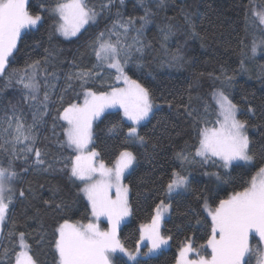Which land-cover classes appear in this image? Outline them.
I'll return each instance as SVG.
<instances>
[{"label": "trees", "instance_id": "trees-1", "mask_svg": "<svg viewBox=\"0 0 264 264\" xmlns=\"http://www.w3.org/2000/svg\"><path fill=\"white\" fill-rule=\"evenodd\" d=\"M101 2L91 0L98 10ZM56 3L57 0H30V10L38 12L44 19L37 29L26 30L22 34L21 51L16 54L12 65L23 68L26 62L41 60L42 67L47 69L46 73H40V82L41 96L44 90L50 94L49 115L37 126L39 138L36 147L46 153L45 159L49 162L72 154L69 149L61 147L66 124L61 120H53L57 109L79 103L83 97L81 82L75 79L69 81L67 75L79 70H93L99 75L94 76L86 87L98 93L110 90L109 86L117 83L114 79L115 70H109L106 66L93 68L97 61L90 47L91 41L100 32H105L107 36L113 21L118 18L117 12L125 19L144 15V8L138 0H124L123 5L117 0L116 5L110 11H104L95 24L86 25V30L82 29L77 37L66 39L58 33L52 34L55 18L50 9ZM259 3L260 0L254 4H250L249 0H166L164 7L158 8L155 0H146L154 15L152 22L145 28L143 39L151 44V48H146L142 57L134 52L124 70L131 79L149 87L160 104L159 108L153 110L154 114L138 127V132L146 137L147 143L141 145L138 141L126 139L128 128L132 125L119 110H108L93 123V146L100 153L98 160L111 166L121 151L128 150L136 156V161L123 180L130 189L132 215L119 230V238L129 251L135 252L140 241V225L151 222L155 206L160 200L171 204L161 228L163 235L171 236L168 245L149 256L143 255L148 252V246L141 247V255L137 257L140 264H175L181 246L188 240H192L196 246L206 243L211 221L204 211V200L207 199L214 207L220 199H226L234 191L247 186L259 167L264 165V159L258 154L253 164L235 163L226 175L224 169L214 166L211 161L207 164L183 163L182 166V161L176 157V153L182 149L194 153L198 146L197 129L204 126L187 116L183 105L189 103L191 96V107L202 114L205 105H208L210 115L207 119L214 121L216 105L212 94L221 88L229 94L230 99L240 103L238 117L257 125L248 129L253 151L259 153L260 148L264 147V126H260L264 125V121H261L259 112L256 116L247 113L246 104L242 102L245 95L256 106L264 100V58L258 55L254 60H245L247 70H240L241 49L250 55L252 41L264 36L251 22V9ZM246 12L248 20L245 19ZM169 24L174 26L175 35L164 42L160 29ZM193 31L198 35H192ZM112 39L115 40V36ZM164 49H167L168 54L179 51L184 57L181 68L159 67L160 61L167 58ZM45 58L47 63H44ZM222 66L228 75L234 76L231 88L225 87L222 80H213L208 75L213 73L219 76ZM45 78L47 89L43 88ZM161 95L172 101V107L160 99ZM10 104L15 105L18 111L23 110L26 123H32L34 111L24 102L16 87L0 93V163L5 167L12 148L10 143L5 142L10 141L11 137L3 133L5 120L12 116ZM113 124H117V128L109 131ZM208 126L213 125L210 123ZM21 146L16 145L17 150ZM5 148L9 151L5 152ZM32 159L34 156L28 164L22 160L15 163V170L20 174L13 182L17 199L10 206L8 219L0 233V258H3L5 248L9 250V257L4 264H14V253L20 251L19 232L26 233L30 255L37 264H56L58 257L53 241L58 223L65 218L85 223L91 219L90 206L79 191L82 187L80 183L72 182L67 170L33 171ZM24 167H29L27 173L22 171ZM54 167L61 168L63 164L57 163ZM174 170L188 175L190 190L180 195L173 194L169 199L163 189ZM216 172L220 173L221 180L214 175H205ZM21 189L27 199L19 198ZM45 200L51 202V207L44 204ZM57 203L66 205L63 211L55 210ZM10 232L17 235L10 236ZM113 264L133 262L116 255Z\"/></svg>", "mask_w": 264, "mask_h": 264}, {"label": "snow or ice", "instance_id": "snow-or-ice-1", "mask_svg": "<svg viewBox=\"0 0 264 264\" xmlns=\"http://www.w3.org/2000/svg\"><path fill=\"white\" fill-rule=\"evenodd\" d=\"M116 2L117 0H102L98 10L97 5L91 3V0H57L55 6L50 9L55 18L52 34L58 33L66 39L77 37L82 29L86 30V25L95 24L102 13L110 11ZM255 2L256 0H249L250 4ZM123 3L124 0H119L120 5ZM138 3L144 8V15L129 16L125 19L117 12L118 18L113 21L107 36L105 32H100L90 44L97 61L93 68L106 66L109 70L114 69V79L117 83L110 85L109 91L98 93L86 87L94 76L99 75L98 72L79 70L67 75L69 81L75 79L81 82L83 102L71 103L67 107L57 109V115L53 120H61L66 124V127H63L64 140L61 147L69 149L72 154L49 162L45 159L46 153L36 147L39 138L37 126L49 115L50 94L44 90L41 96L40 82V73H46L47 69L42 67L41 60L26 62L23 68L12 67L16 54L21 51L22 34L26 30L37 29L44 18L38 12L30 10V0H0V93L16 87L21 92L24 102L34 110L32 123H26L23 110L18 111L15 105L10 104L12 116L4 122L6 127H3V133L11 137L10 141L5 142L10 143L12 148L7 166L0 163V233L8 219L10 206L17 199L13 182L20 174L15 170L16 161L22 160L28 164L34 156L31 164L33 171L67 170L69 179L72 182L79 181L82 185L79 191L83 193L90 206L91 219H87L85 223L82 220L71 221L65 218L58 223L54 229L53 241L58 257L56 264H113L112 257L116 252L127 255L133 264H140L137 259L141 255L139 242L135 252H131L119 238L122 221L132 215L130 189L123 183L124 174L132 167L136 156L131 151H121L114 164L109 167L103 160H98L100 153L93 146L94 121L108 109L117 107L132 125L128 128L126 139L138 141L141 145L146 144V137L140 135L138 127L154 114V109L160 107L154 92L137 80L131 79L124 70L134 52L142 57L145 49L151 48V44L145 42L143 37L146 26L152 22L154 12L147 6L146 0H138ZM165 3L166 0H155L158 8L164 7ZM251 13V22L264 33V0H260L257 7L251 9ZM245 19H249L247 12ZM188 23L191 25L190 20ZM160 34L162 41L167 42L175 35L174 26L166 25L160 29ZM191 34L198 35L194 31ZM113 36L115 40L112 39ZM164 51L167 58L160 61L159 67L176 69L182 67L184 57L179 51L171 54L167 53V49ZM249 51L250 55L241 49V71L247 70L245 60H254L258 55L264 58V36L258 40L254 39ZM44 63H47V58ZM220 73L219 76L213 73L208 75L213 80H222L225 87L231 88L234 76L228 75L223 66ZM121 83L123 86H119ZM43 88H48L46 78ZM212 95L216 105L214 121L207 119L210 115L208 105H205L202 114L191 107V96L189 103L183 105L187 116L204 126L197 129L198 146L194 153H187L184 149L176 153L177 159L182 161V166L183 163L207 164L211 161L214 166L224 169L227 175L228 170L238 161L251 165L258 154L264 159V147L260 148L259 153L253 151V141L248 135L249 127L257 125L248 119L238 118V113L241 112L240 103L230 99L223 88L215 90ZM60 99L63 100V97ZM160 99L172 107V101L163 95ZM242 102L246 104L247 113L256 116L259 112L261 121H264V100L256 106L245 95ZM210 123L213 126H208ZM116 128L117 124H113L109 131ZM18 144L22 145L19 150L16 148ZM4 151L9 150L5 148ZM189 155L192 157L191 160ZM57 163L63 164V167L55 168L54 164ZM22 171L27 173L29 167H24ZM205 175H214L218 180L222 179L219 172ZM189 190L188 175L174 170L163 193L171 199L173 194L180 195ZM18 196L27 199L22 189L19 190ZM44 204L51 207L48 200H45ZM65 207L63 203H57L55 210L63 211ZM203 207L211 221L206 243L196 246L192 240H188L181 246L176 264H251L253 257L258 261L264 260V166L259 167L242 190L234 191L226 199H220L214 207L205 199ZM170 208L171 204L161 199L155 206L151 222L140 225V241H147L149 245L148 252L143 253L144 256H149L168 245L171 236L162 234L161 224ZM101 217L106 218L107 228L100 227ZM197 223L200 221L197 220ZM9 235L17 234L10 232ZM18 236L20 251L14 253V264H37L30 255V245L25 240L26 233L19 232ZM256 237L257 243L251 245L250 239ZM8 257L9 250L5 248L0 264H4Z\"/></svg>", "mask_w": 264, "mask_h": 264}, {"label": "rangeland", "instance_id": "rangeland-1", "mask_svg": "<svg viewBox=\"0 0 264 264\" xmlns=\"http://www.w3.org/2000/svg\"><path fill=\"white\" fill-rule=\"evenodd\" d=\"M119 86H123V84L121 83ZM109 91V90H108ZM83 102V97H82V99H81V102H79V103H82ZM108 110H119L120 112H121V114H122V116H123V112H122V110L121 109H119L118 107L117 108H112V109H108ZM107 110V111H108ZM123 118H124V116H123ZM239 118V117H238ZM125 120H126V118H124ZM128 123H130L131 124V122L130 121H128V120H126ZM64 122V121H63ZM143 122H145V121H143ZM142 122V123H143ZM65 123V122H64ZM141 123V124H142ZM236 163H243V164H246L245 162H243V161H238V162H236ZM112 166V165H111ZM111 166H109V167H111ZM264 166V165H263ZM132 168V167H131ZM130 168V169H131ZM130 169L128 170V171H126L125 172V174H124V177L126 176V174L130 171ZM258 171V170H257ZM256 171V172H257ZM255 172V173H256ZM255 175V174H254ZM77 182H79V181H77ZM80 183V182H79ZM124 183V182H123ZM81 185V184H80ZM82 186V185H81ZM165 203H168V202H166L165 201ZM206 212V211H205ZM168 214V213H167ZM166 214V215H167ZM206 214H207V212H206ZM166 215H165V217H166ZM129 219V217H127V218H125L124 219V221H122V223H121V226L127 221ZM210 219V218H209ZM162 223H163V221H162ZM99 224H100V227L101 228H107L108 227V224H107V220H106V218H104V217H101L100 218V220H99ZM120 226V227H121ZM161 228H162V224H161ZM257 240H258V237H256L255 239H250V244L251 245H255L256 243H257ZM138 245V244H137ZM144 246H148L149 247V245H148V242L147 241H139V248H141V247H144ZM164 247V246H163ZM129 251V250H128ZM209 252H210V250H208ZM132 252V251H131ZM116 255H122V256H124L125 258H127L128 259V257H127V255H125L124 253H121V252H116L115 254H113V257H112V260L114 259V257L116 256ZM176 264V263H175ZM251 264H264V260H261V261H258L257 260V258H255V257H253V259H252V261H251Z\"/></svg>", "mask_w": 264, "mask_h": 264}]
</instances>
